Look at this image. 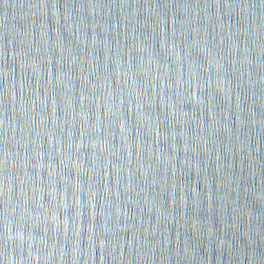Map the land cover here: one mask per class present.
Returning a JSON list of instances; mask_svg holds the SVG:
<instances>
[{"label": "water", "instance_id": "95a60500", "mask_svg": "<svg viewBox=\"0 0 264 264\" xmlns=\"http://www.w3.org/2000/svg\"><path fill=\"white\" fill-rule=\"evenodd\" d=\"M0 264H264V0H0Z\"/></svg>", "mask_w": 264, "mask_h": 264}]
</instances>
